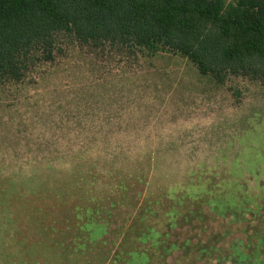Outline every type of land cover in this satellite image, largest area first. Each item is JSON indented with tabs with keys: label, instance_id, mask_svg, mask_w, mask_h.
Listing matches in <instances>:
<instances>
[{
	"label": "rangeland",
	"instance_id": "374dc122",
	"mask_svg": "<svg viewBox=\"0 0 264 264\" xmlns=\"http://www.w3.org/2000/svg\"><path fill=\"white\" fill-rule=\"evenodd\" d=\"M60 46L0 85V264H264V84Z\"/></svg>",
	"mask_w": 264,
	"mask_h": 264
},
{
	"label": "trees",
	"instance_id": "16d2710c",
	"mask_svg": "<svg viewBox=\"0 0 264 264\" xmlns=\"http://www.w3.org/2000/svg\"><path fill=\"white\" fill-rule=\"evenodd\" d=\"M66 38L190 60L217 84H264V0H0V85L26 84Z\"/></svg>",
	"mask_w": 264,
	"mask_h": 264
}]
</instances>
